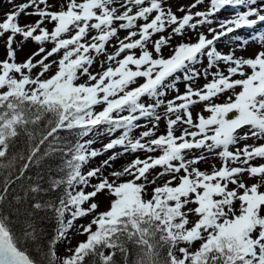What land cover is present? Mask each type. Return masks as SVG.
Returning a JSON list of instances; mask_svg holds the SVG:
<instances>
[{
    "label": "snow or ice",
    "instance_id": "obj_1",
    "mask_svg": "<svg viewBox=\"0 0 264 264\" xmlns=\"http://www.w3.org/2000/svg\"><path fill=\"white\" fill-rule=\"evenodd\" d=\"M227 6L245 10L216 19ZM21 15L37 19L21 24ZM258 22H264V0H191L175 11L171 0L14 5L0 20V158L21 136L27 138L28 152L13 155L0 169L26 160L19 179L39 162L40 145L59 131L74 142L49 144V152L70 159L61 162L59 178H52L49 188L39 182L28 186L33 211L23 226L17 230L10 215L0 211V264H117L118 253L123 264H264V163H251L264 159V143H256L264 141V50L243 57L216 46ZM121 30L127 33L123 37ZM254 39L264 45V33ZM113 40L114 51L108 52ZM29 41L37 49L18 60ZM236 41L240 48L248 43L233 37ZM101 56L100 71L93 72ZM201 77L205 83L198 86ZM181 82L183 92L177 87ZM169 90L176 94L165 99ZM226 93L223 102H216ZM197 104L203 109L194 116ZM142 119L148 124L134 137ZM162 119L165 131L157 135ZM92 134L106 135L108 142L97 150L88 139ZM117 147L122 151L115 152ZM110 150L113 154L99 166L82 170ZM125 154L132 159L114 169V161ZM210 158L220 164L202 170L198 165ZM106 169H111L107 175ZM245 176L256 182L249 185ZM10 183L11 173L3 192ZM60 189L54 199H38ZM100 194L109 200L104 211H97ZM37 211H51L57 225L46 250L41 248L43 259L28 250L38 240L31 220ZM89 215L91 221L80 226L86 240L59 257L56 244L68 239L77 219Z\"/></svg>",
    "mask_w": 264,
    "mask_h": 264
},
{
    "label": "trees",
    "instance_id": "obj_2",
    "mask_svg": "<svg viewBox=\"0 0 264 264\" xmlns=\"http://www.w3.org/2000/svg\"><path fill=\"white\" fill-rule=\"evenodd\" d=\"M83 139V138H80ZM65 142H74L73 137L66 131H59L56 134V138H49L44 144L39 147L38 156L39 162H33L30 169L26 170L24 176L17 179L19 175L18 169L25 161L17 159L12 169H0V195L4 196V199L0 201V211L5 214H9L13 221V226L17 230L23 226L28 212H32L31 204L32 194L26 190L30 184L39 182L42 188H49L52 178H59V169L63 167L62 161L70 159L69 156L62 155L60 153L49 152V144L53 147H62ZM39 143V137L34 141ZM28 152L27 138L21 136L15 139L13 147L9 150L6 158H0V163L7 164L13 155H24L26 157ZM49 152L48 156L44 153ZM11 173V183L8 185V191L3 192V182L5 177ZM62 189L57 191H51L47 194H40L38 199L41 201L54 199L60 194ZM33 224L37 229L38 240L28 245L30 253L39 259H43L41 248L46 250L48 241L55 235L56 220L51 211H37L31 217ZM39 254V255H38ZM135 250H133L132 259H135ZM117 264H123V259L119 255L116 256ZM89 264L91 262L89 261Z\"/></svg>",
    "mask_w": 264,
    "mask_h": 264
},
{
    "label": "rangeland",
    "instance_id": "obj_3",
    "mask_svg": "<svg viewBox=\"0 0 264 264\" xmlns=\"http://www.w3.org/2000/svg\"><path fill=\"white\" fill-rule=\"evenodd\" d=\"M6 1L7 3H9V0H4ZM23 2H26V0H12V4H10V10L13 8L14 5L16 4H20V3H23ZM172 2V5H173V10L175 11L176 7L178 6V4H188L191 2V0H171ZM200 7H205V5H201ZM233 8V9H232ZM229 9V8H228ZM230 9H232L231 11H237V10H241L242 7L241 6H230ZM230 11V12H231ZM243 11V10H241ZM7 13V12H6ZM5 13V14H6ZM4 14V15H5ZM181 13H177V15H180ZM231 14V13H229ZM218 17V16H217ZM218 20H222V19H225L227 18V12L226 11H222V15L220 16V18H217ZM3 19V18H2ZM1 19V20H2ZM26 19H31V20H35L37 19V17H25L24 15H21L20 17V22L21 24H23L25 22ZM49 27H51L49 25ZM212 27H216V24L214 23L212 25ZM202 31H206V27L205 28H202L200 29ZM170 31V29H169ZM121 33H125L123 36H125L127 33L123 30L120 31L119 35ZM245 33V35H244ZM258 33H263L262 31H257L256 34ZM164 35H167V32L163 33ZM188 35L190 36H195V33L193 32H189ZM232 35V34H231ZM231 35H228V36H225L223 37L218 43L217 45L219 44H223L222 47L218 48V50L224 52V53H227L230 49H235V53L237 56H243V57H251V56H254V54L260 50H264V45H262L258 40L254 39V37L256 36H247L246 35V32H243V33H240L239 34V40L240 41H248L247 45L244 47V48H240V47H237V43H239V41H236V42H232L233 40H231ZM237 35V34H236ZM121 36V37H123ZM155 38V37H154ZM20 37L17 36V40H19ZM173 44L177 43V40H173L172 41ZM116 44V41L113 40L112 41V44L108 46V52H112L114 51V45ZM28 45H30L28 51H35L37 49V44L32 42V41H29L28 42ZM48 45H50L51 47L53 46L52 44L50 43H46L44 46L47 48ZM138 51V50H137ZM164 55L167 56L170 54V50L168 48H164ZM3 55H4V39L0 38V59L3 58ZM51 59H57L56 56H53ZM104 60V57L101 56L94 64H93V67H92V71L93 72H97V71H100V68H101V61ZM204 63L206 64V60L204 61ZM106 66V65H105ZM221 67H223V65H221ZM39 69H36L34 70L35 71H38ZM210 78V77H209ZM86 79V77L84 78ZM83 82V81H81ZM143 80L142 79H139L138 80V83H142ZM205 83V79L203 77H201L200 79H198L196 81V84L199 86V85H203ZM135 86V85H134ZM177 87L179 88V90L181 92L184 91V84L181 82V83H178L177 84ZM238 90V89H237ZM176 93L174 91H171L169 90L168 93H167V96L165 97V99H171ZM228 95V93H226L224 96H221L219 98L218 101L216 102H223V100L225 99V96ZM145 101H147L148 98H144ZM202 109H203V105L202 104H197L195 107H193L191 110L193 112V115L195 116L196 113L198 112H202ZM96 110H100L99 107H97ZM158 112H163V108H160L158 109ZM209 113L207 112H203V115L207 116ZM140 124L142 125L141 128L139 129H135L132 133V135L135 137V136H138L139 133L141 131H144L145 128L143 127L144 125H147L148 124V121L146 119H142L140 121ZM103 131V129H101V132ZM165 131V121L162 119L160 122H159V125H158V131H157V135L158 134H161ZM119 131L117 133H115V135H119ZM177 135H179V131H177ZM88 139H91L94 141L92 147L97 149V150H100L102 148V145L104 143H107L108 142V139L109 137L106 136V135H97V134H92L88 137ZM245 143H248V144H252L253 141L252 140H247L245 141ZM256 143H264V141H257ZM115 152H121L122 149H120L119 147H117L115 150ZM113 154L112 150L108 151L107 153H103L101 155H99L98 157L96 158H93L91 159V161L86 164L84 167H83V171L86 172L87 170L91 169V168H94V167H97L101 164L102 161L106 160L109 156H111ZM197 155H199L200 153L197 152L196 153ZM137 155L143 157L144 153L142 152H138ZM132 159V156L131 155H128V154H125L121 157H118L114 163H113V168L114 169H120L123 165H125L127 162H129L130 160ZM251 163L255 164V165H258V164H261V163H264V159H261V158H257L255 160H253ZM213 164H216V165H219L220 164V161L218 159H208L206 162L204 163H201L199 164L198 166L202 169V170H211V165ZM108 171H111V169H106L105 170V175L108 174ZM155 171H159V169H156ZM155 171L152 173V175H155ZM151 178V177H150ZM166 179V178H165ZM244 179L246 180V182L250 185L254 182H256V180L254 179H251V178H248L247 176L244 177ZM97 181L95 179L92 180V183H96ZM163 181H158V183H162ZM229 187H233L232 185H229ZM92 189L91 188H87L86 191H91ZM261 191H264V188H261L260 189ZM150 191V189H149ZM96 202H98L99 204V208L97 211H104L106 210V208L108 207V204H109V200L106 196V194H100L98 195L96 198H95ZM87 205H85L86 207ZM92 215H95V213H93ZM92 215H89V216H86V217H82V218H79L77 219L75 222H74V226L69 230L68 232V239L67 240H64V241H60L56 244L55 246V249H56V253L59 257H64L66 255H70V253L68 252V249L69 248H74L78 242L80 241H83V240H86V235H81L80 232L82 231L81 229V225H87L91 219H92Z\"/></svg>",
    "mask_w": 264,
    "mask_h": 264
},
{
    "label": "bare ground",
    "instance_id": "obj_4",
    "mask_svg": "<svg viewBox=\"0 0 264 264\" xmlns=\"http://www.w3.org/2000/svg\"><path fill=\"white\" fill-rule=\"evenodd\" d=\"M10 4H12V3H7V2L4 1V0H0V20H1L2 18H4V14L10 10V6H11ZM241 7H243V6H241ZM201 8H203V7H201ZM228 8H229V9H228ZM232 9H233V8H232ZM232 9H230V6H227V7L223 8V9L217 14V16H218L217 18H220V16L222 15V11H226V12H227V18H229V17L234 13L233 11L230 12V10H232ZM243 10H245V9L243 8ZM229 13H231V14H229ZM227 18H225V19H227ZM263 25H264V23L261 24V25H254V26H251V27H244V28H245V32L248 31L249 29H254V30H253V35H254V36H257V34H256L257 30H260L261 28H263ZM255 29H257V30H255ZM243 32H244L243 28H241V29H237V30L235 31V33H233V34L231 35V37H232L231 40H233V37H238L239 34H240V33H243ZM124 34H125V33H121V34H120V37L123 36ZM230 34H231V33H230ZM236 34H237V35H236ZM244 35H245V33H244ZM222 45H223V44H220V46H219V44H218V45H216V46H217V48H219V47L221 48ZM29 47H30V45H28V43L25 44L23 51L19 52L18 55H17V59H18V60H23V59H25L27 55H30V54L33 52V51H31V52L28 51ZM47 48L50 49L51 46L48 45ZM37 59H39V57H37Z\"/></svg>",
    "mask_w": 264,
    "mask_h": 264
}]
</instances>
